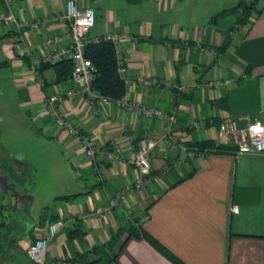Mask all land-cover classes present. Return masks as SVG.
<instances>
[{"label":"crops","instance_id":"crops-1","mask_svg":"<svg viewBox=\"0 0 264 264\" xmlns=\"http://www.w3.org/2000/svg\"><path fill=\"white\" fill-rule=\"evenodd\" d=\"M198 1L202 0L135 4L85 0L94 10L89 34L119 36L117 49L127 79L124 97L164 112L175 110L176 117L167 133L164 122L134 117L113 102L101 104L100 112L92 115L83 98L65 100L63 117L99 146L96 171L84 156L79 137L57 129L42 111L44 96L70 87L69 77L56 80L55 69L48 68L38 86L30 60L18 58L13 50L18 43L37 55L44 37L62 35L65 24L59 15L64 0H10L9 6L0 0V13L9 9L18 20L38 22L36 29L0 24V69L8 72L0 75V123L10 119L34 137L55 141L59 146L55 156L71 170L70 179L44 198L38 181L33 180V188L27 190L0 169V203L10 206L2 214L15 220L14 227L20 225V234L10 245L0 244V264H29L26 250L37 237V225L87 214L135 178L128 159L139 138L156 142L145 186L117 199L107 215L76 220L83 232L79 236L68 238L74 222L64 225L46 247L44 264H264V154L203 152L190 157L182 149L190 143L217 142L219 124L229 117L264 121V6L249 19L248 29L240 27L229 34L221 50L232 17L214 22L209 18L233 5L229 0H203L206 6L196 11ZM183 2L189 4L187 9ZM197 46L208 50L199 51ZM153 79V84L142 83ZM211 80L221 84L208 86ZM13 110H18L19 118L4 116ZM198 119L203 126L190 127ZM113 140L119 142L118 156ZM17 159L14 170L25 171L30 163L24 156ZM74 193L79 195L71 200L55 199ZM129 225H138L163 252L141 235L127 236ZM119 227L124 232L117 251L116 245L105 252L90 251ZM79 255L83 256L71 261Z\"/></svg>","mask_w":264,"mask_h":264},{"label":"built area","instance_id":"built-area-1","mask_svg":"<svg viewBox=\"0 0 264 264\" xmlns=\"http://www.w3.org/2000/svg\"><path fill=\"white\" fill-rule=\"evenodd\" d=\"M4 4L9 6L10 0H3ZM59 18L65 24V31L62 35H53L44 37L40 52L32 55L31 50L18 43L13 45L14 54L18 58H27L30 60V72L38 86H42V80L36 67L41 63L54 64L58 61L69 60L71 63V71L69 81L71 86L64 89L58 94L45 95L42 101V111L50 119L52 124L63 130L67 135L79 136L78 128L62 115V103L65 100H73L81 97L86 102L90 114L96 115L100 112L99 106L113 102L117 107L139 118H156L164 122L167 126V133L170 132L171 126L175 122V110L164 112L159 108L141 104L135 101H129L124 96L112 100L107 97L95 94L90 90V84L93 77V67L84 55L83 46L87 42L104 39L111 41L116 50L117 56V74L126 82V70L120 61L117 49V41L119 36L116 34H106L102 37H94L89 34L90 29L94 25V10L87 5L85 0H64L63 10ZM0 24L13 25L15 28L29 27L37 28L38 22L18 20L14 14L8 9L6 13H0ZM62 43V45H57ZM199 51H207L208 48L197 46ZM212 52V51H211ZM225 83L227 80L224 81ZM142 83L149 85L155 83V80H142ZM219 80H211L208 86L220 85ZM202 120H195L190 123V127L198 129L202 127ZM171 139V138H170ZM173 140V139H171ZM80 147L86 159H88L97 171V156L100 157L99 146L94 140L88 136L81 134L79 136ZM174 143V140L172 141ZM219 143H231L235 146L234 154H264V121L249 120L246 116L236 118L229 117L219 124L218 141ZM156 142L147 138H139L136 149L129 157L128 162L136 171V176L132 180L126 181L113 197H110L106 204L97 207L87 214H79L66 220H56L45 222L37 225V237L27 247L26 254L29 264H44V253L52 237L64 225L77 221L86 222L89 217H98L107 215L111 212L113 206L116 205L117 199H123L125 195L134 190L142 189L148 182V171L150 169L149 157L153 152ZM111 145L116 153L120 155L119 142L111 141ZM187 155L194 157L203 152H195L187 150ZM99 179V177H98ZM232 212L237 211L236 206L231 207Z\"/></svg>","mask_w":264,"mask_h":264},{"label":"trees","instance_id":"trees-1","mask_svg":"<svg viewBox=\"0 0 264 264\" xmlns=\"http://www.w3.org/2000/svg\"><path fill=\"white\" fill-rule=\"evenodd\" d=\"M128 3L135 4L140 2L141 0H125ZM264 6V0L260 3V0H237V2L226 9H222L212 16H210L209 21L214 22L218 19L232 17V24L229 27L228 34L223 39L222 43L219 45L218 49H224L229 42V34L231 32L236 31L239 27H246L247 29L250 27L251 21L250 18L254 19L257 15L260 14L262 7ZM83 55L89 59L94 71L93 77L90 84V90L95 94L107 97L112 100H116L125 94V83L117 74V56L114 44L109 40L97 39L96 41L87 42L83 48ZM27 61V58H23ZM29 65V64H27ZM54 68L56 71V80H63L69 77L71 71V63L69 60L58 61L54 64L41 63L36 69L38 74L41 77V73L48 69ZM42 80V78H41ZM43 83V81H42ZM43 85V84H42ZM217 104L220 102L217 101ZM78 135L81 133L78 130ZM78 136V137H79ZM187 150H193L195 152H205V153H216V154H234L235 146L231 143H219L216 141H200L195 143H190L185 145ZM18 159L11 157H1L0 156V169L6 173L12 180L16 183H20L22 179V172H17L13 168L12 163H17ZM21 178V179H20ZM79 195L78 193L61 195L57 196L56 200H71L75 196ZM152 203V202H151ZM147 204L144 208L146 211L151 204ZM10 206L6 207L0 203V244H7L13 241L14 237L19 236V227L20 225H16L14 227L15 220L8 219L7 214H2L3 210H9ZM10 211V210H9ZM137 222V220H135ZM49 222V221H47ZM45 223V222H44ZM43 224V223H42ZM40 224V225H42ZM72 229L69 231L68 238H73L81 235L82 230L77 227L78 224L74 222ZM22 226V225H21ZM138 226V225H137ZM135 225H129L127 229H125L127 236H139L141 235L143 238L148 240L150 243L154 244L156 248L160 249L163 252V248L158 245L153 239L143 232L139 231ZM14 227V229H13ZM23 227V226H22ZM124 232L123 228H117L116 231L109 237V239L99 247H92L90 249L91 252L100 253L105 252L104 249L110 247L111 250L114 245L117 246L116 251L120 248L122 241L120 240V236ZM83 255H79L78 258L73 256L71 261H77ZM169 258L173 261H177L173 256L169 254ZM178 264H180L177 261Z\"/></svg>","mask_w":264,"mask_h":264},{"label":"rangeland","instance_id":"rangeland-1","mask_svg":"<svg viewBox=\"0 0 264 264\" xmlns=\"http://www.w3.org/2000/svg\"><path fill=\"white\" fill-rule=\"evenodd\" d=\"M230 4L234 5L237 0H229ZM248 1V0H245ZM184 3V2H183ZM234 3V4H232ZM189 4L184 3L182 8L187 9ZM206 6L205 1H198L196 11ZM230 7V6H229ZM201 16V15H200ZM198 19L201 20L200 17ZM240 28V27H239ZM15 115L19 118L18 110L8 113L4 116ZM18 123L10 119H4L0 123L2 137L0 138V156L1 157H25V161L30 163L23 172L21 184H25L24 188L31 190L33 188V180L38 181L40 190L45 194L44 198L48 195L55 193L60 189L62 181L69 178L71 170H66V165L62 167V160L59 156H55L54 152L58 149L55 141H49L43 138L34 137L33 133H28L23 127H19ZM10 128V131H9ZM32 139L34 140L32 142ZM25 180V181H24ZM69 183V181L67 182ZM58 188V189H57ZM39 202H35L36 205ZM36 206H34V210Z\"/></svg>","mask_w":264,"mask_h":264},{"label":"water","instance_id":"water-1","mask_svg":"<svg viewBox=\"0 0 264 264\" xmlns=\"http://www.w3.org/2000/svg\"><path fill=\"white\" fill-rule=\"evenodd\" d=\"M8 72H7V70H2V69H0V75H2V74H7Z\"/></svg>","mask_w":264,"mask_h":264}]
</instances>
